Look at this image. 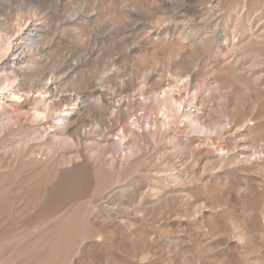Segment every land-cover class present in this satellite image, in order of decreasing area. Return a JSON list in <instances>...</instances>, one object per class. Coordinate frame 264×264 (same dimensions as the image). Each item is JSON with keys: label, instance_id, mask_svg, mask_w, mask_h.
I'll list each match as a JSON object with an SVG mask.
<instances>
[{"label": "rangeland", "instance_id": "1", "mask_svg": "<svg viewBox=\"0 0 264 264\" xmlns=\"http://www.w3.org/2000/svg\"><path fill=\"white\" fill-rule=\"evenodd\" d=\"M34 13L86 136L0 92V264H264V0H0Z\"/></svg>", "mask_w": 264, "mask_h": 264}, {"label": "bare ground", "instance_id": "2", "mask_svg": "<svg viewBox=\"0 0 264 264\" xmlns=\"http://www.w3.org/2000/svg\"><path fill=\"white\" fill-rule=\"evenodd\" d=\"M17 18L18 23H13L14 25L9 24L7 19L0 20V92L11 103H20L29 117L34 115V120L40 123L38 128L40 132L45 129L57 132L60 128L58 120L62 118L65 111L63 108L69 103H74L73 108L79 110L76 114L78 118L73 121L72 113L64 115L67 118L64 121V141L69 147L74 148L75 139H83L86 136L82 113L86 111L89 100L73 89L62 90L64 77L59 76L56 71L50 73L39 69L47 52L45 46L41 44L40 31L44 24L43 16L40 17L38 13H34L29 18ZM12 78H16V84L8 89L3 88L5 82ZM28 79H31L29 85L26 84ZM94 92L103 96L99 88H96ZM176 101L177 98L174 99L175 103ZM104 106L108 109L106 103ZM17 124L21 127V119Z\"/></svg>", "mask_w": 264, "mask_h": 264}]
</instances>
